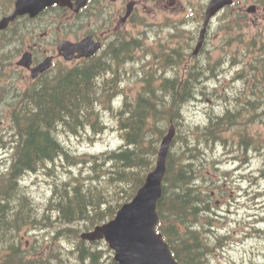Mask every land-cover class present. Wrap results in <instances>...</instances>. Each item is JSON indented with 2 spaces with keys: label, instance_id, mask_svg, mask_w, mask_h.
<instances>
[{
  "label": "trees",
  "instance_id": "16d2710c",
  "mask_svg": "<svg viewBox=\"0 0 264 264\" xmlns=\"http://www.w3.org/2000/svg\"><path fill=\"white\" fill-rule=\"evenodd\" d=\"M116 53L111 50L106 60L86 61L59 72L54 79L43 78L28 94V102L23 106L29 105V109H24L23 120L20 118L16 123L19 134L12 142L16 154L10 165L11 173L4 177L5 183L1 181L0 255L2 249H7L0 264H58L60 259L53 251H44L39 245L22 247L18 231L27 224L21 223L22 220H36L43 225L33 236L36 245L45 235L43 229L52 228L50 238L65 241L73 233L80 243L76 253L88 255L90 245L79 238V232L113 216L119 205L131 197L151 168L159 138L170 120L177 128L172 141V149L176 150L168 159V176L158 202L162 218L159 227L172 240V227L182 224L188 230L189 226L199 227L200 218L206 219L210 191L198 181H205L201 178L202 169L210 166L206 159L210 160L216 141L223 140V130L238 121L237 116L228 112L224 117L209 116V123L204 126L185 125L177 110L181 102H188L197 92L203 93L196 86L203 68H190L181 77H163L161 81L152 80L150 77L160 79L153 73L143 72L138 80L140 88L132 97L119 86L124 72L119 69ZM112 60H115L113 67ZM165 60L178 66L183 56L172 54ZM49 81L53 84L46 87ZM247 90L250 96L257 97L260 87L253 83ZM118 93L122 96L120 104L109 106L110 99ZM105 108L111 110L112 127L121 143L114 149L81 155L68 151L55 131L61 127L72 134H86L89 129L99 136L105 126ZM250 113L253 112H247ZM247 133L238 129L232 137L247 146ZM60 166L66 167L65 175L60 174ZM26 170L34 176H47L49 199L36 197L18 184L19 175ZM205 224L206 220L201 223ZM200 241L196 232L188 231L170 246L183 264H199Z\"/></svg>",
  "mask_w": 264,
  "mask_h": 264
},
{
  "label": "rangeland",
  "instance_id": "374dc122",
  "mask_svg": "<svg viewBox=\"0 0 264 264\" xmlns=\"http://www.w3.org/2000/svg\"><path fill=\"white\" fill-rule=\"evenodd\" d=\"M119 7H120L119 2H116V3L112 4V12L113 11H117L119 9ZM102 15H103V13L101 11H98V12L96 11L95 13H93V15L91 14V16H90L91 19H95L94 21H96V19H101L100 21L92 22L91 24L89 23V27L91 25L97 32H99V31H101L103 29H106L107 27H111V28H112V26L115 27V25L111 24V21L107 17H102ZM135 17L138 18V19H141V17L137 13V11L135 12ZM149 17H151L154 20L161 19V16L159 14H153V15H150ZM143 22L148 23L149 28L159 32L160 34L163 32V25H162L161 22H157V21H143ZM131 23H132V25L135 28L134 23L133 22H131ZM123 30H125V28ZM126 30H129V28L127 27ZM215 33L216 32H215V29H214V26H213L209 36L212 37V39L214 41H217V40L223 38V35L220 32H217V34H215ZM8 45L9 44H7L5 46H2L1 42H0V53ZM109 45L111 46L112 44H109ZM209 54L211 56V53H209ZM116 55L118 57V54H116ZM214 57H215V55H213V58ZM211 58H212V56H211ZM92 60L96 61L97 57H93ZM198 61L200 62V66H202V63L204 65V69L202 71V76H204V75L208 74L209 72L213 71L212 68L207 67L206 60H204L203 56H201ZM58 62H61V64H64L66 66H72L74 63H76L75 60L73 62H64V60H62V61L61 60H57L56 63H58ZM117 63H118V66H121L120 62H117ZM113 65H115V60H112L111 66L113 67ZM220 66L221 65H218L217 67H215V69L217 70L216 73L220 72V69H219ZM12 69L13 68H11L10 70H12ZM128 74H130V72H128ZM231 75H232V73H230V72L227 73V74H224V76H222V78H221V81H224L225 84L229 85L230 90H232V91L238 90L239 91V89L242 88L243 84H242V82L240 80L232 82L230 80L231 79ZM14 76L22 77L21 75H18L17 73H14ZM202 76H201L200 80L202 79ZM213 80L214 79H211L209 82H212ZM36 84H37V82H36ZM167 84L170 85V82L168 81ZM35 85L32 86V87L30 86L31 88L30 87H26L24 85V83L22 82V80H19V78L16 79V81L15 80L14 81H10V84H6V85L4 84V82L2 80H0V120H1L0 125L1 126H7V124H6L7 121L6 122L4 121L5 123L2 124V120L4 118V112H3L4 106H3L2 102L6 100L5 98H10V99H14L15 100V94L12 93L13 90L21 89L22 91H25V90H27L29 88L27 93L24 94V96H23V97H28V94L32 91V89L35 87ZM133 85H134L133 79H129L128 81L124 82V87H125L126 93H128L130 96H134V94H135V90L136 89L133 88ZM23 100H24V103L28 102L27 98H24ZM214 102L220 104L216 108H220L221 107V101L220 100H216ZM16 103L20 104V102L18 100L16 101ZM215 106H216V104H215ZM208 107L209 106H207L199 98H194V101H188V102H186L183 105L182 114L179 117H184L185 125H193L194 123L200 122L202 120V118H204L202 115L204 114V111ZM262 107H264V106H262ZM104 110H105L104 117L108 118L109 124H110V127H111L112 126V117L110 115L111 114V110H108L107 108H105ZM251 128H252L251 131L261 130V126L259 124H254L253 126H251ZM14 131L15 130H13V132ZM18 131H17V136L19 134ZM261 132L263 133L262 130H261ZM226 135L227 134H224L225 137H226ZM60 140L67 146V148L69 150H76L78 152H82L84 150H88V151L91 150V149H86V147H87L86 141L81 140L80 138H76V137H72V136L71 137H67L66 135L62 134L61 137H60ZM103 141L104 142H111V138L105 137L103 139ZM100 146H101V144L95 143V144L91 145V148L96 149V148H99ZM107 146L112 147L114 145L112 143H109ZM175 148H177V147H175ZM6 149H11V145L8 144L4 148V152L6 151ZM215 149H223V146H222L220 141H218L216 143ZM2 150H0L1 151L0 152V159L3 156L6 155V153L2 155V152H3ZM253 162H254V165H256V159L255 158H254ZM2 168H4V167H2ZM60 170H61V172L63 174V168H60ZM215 172L217 173L218 177L222 176V172L220 170H216ZM21 178H22V176L19 178V180ZM200 183L203 184L204 182L202 180H199L198 184L201 185ZM46 188H48V187H46V185L41 183V184H39L38 189L35 188V186H34L32 190L36 193V195L38 197L45 198L46 196H45L44 192L46 191L45 190ZM202 188L203 189H205V188L209 189V187H206V186H202ZM48 193H49V191H48ZM243 205H244L243 203L238 201V202H236L235 206L227 205L225 207V211L224 212L229 214L228 218H227L229 220V222H224V220L222 218L221 219H217L219 224L221 222H223L225 224H228V225L232 226L235 229L234 232H236V234H233L234 235L233 240H229L225 244V248L223 249V252H222L224 257L219 258V256L217 255L218 260H215V262L220 261L221 264H248L249 261L255 262V258L251 259V257L253 255L256 256L257 253L259 252V250L256 249V244H255L254 241L245 242V243H243L242 246H235V244H234L235 240H240V239L244 238L245 236H247L249 234V233H246L247 230L244 228L243 223H245V224L250 223L251 219L253 218V213H255V210L254 211H246V210H244V208L242 207ZM262 217H264V215ZM23 222H27V224L29 225L30 230L33 233L38 232L40 230V228L43 227L42 224L38 225L36 223V220H34L33 222H31L30 220H22L21 223H23ZM50 229H52V228H50ZM50 229L49 228H44L43 229L44 234L46 236H48V237L50 236V233H49ZM225 230H226V228L223 229V231H225ZM72 235L73 236H70L69 238H67V236H66L65 241H66L67 244L66 243L65 244H66V246L68 247V249L70 251L75 252V251L79 250L80 243H78V240H77V238L75 237V235L73 233H72ZM12 240H13V238H12ZM69 246H72L74 249L71 250L69 248ZM100 249H101V254L104 255V260L101 261V264H107V262L105 260L108 257L109 253L107 251H105L106 249L103 246V244L100 245ZM69 256L75 259L74 253H69ZM257 259H259V263H261L262 261L264 262V256L259 255ZM85 263L87 264L88 262H85Z\"/></svg>",
  "mask_w": 264,
  "mask_h": 264
},
{
  "label": "water",
  "instance_id": "95a60500",
  "mask_svg": "<svg viewBox=\"0 0 264 264\" xmlns=\"http://www.w3.org/2000/svg\"><path fill=\"white\" fill-rule=\"evenodd\" d=\"M172 136L171 128L162 140L155 168L147 174L132 201L117 212L114 220L83 234L88 239L103 237L115 251L119 264H177L161 235L155 232L158 221L155 206L161 194L167 147Z\"/></svg>",
  "mask_w": 264,
  "mask_h": 264
},
{
  "label": "flooded vegetation",
  "instance_id": "af4514ba",
  "mask_svg": "<svg viewBox=\"0 0 264 264\" xmlns=\"http://www.w3.org/2000/svg\"><path fill=\"white\" fill-rule=\"evenodd\" d=\"M168 1V0H167ZM207 0H189V3L193 6L196 7V5L199 6V8L201 7L202 4L206 3ZM235 3V8L233 9V11L235 12V9L241 13V15L245 18L250 19L251 15L255 16L256 20H260L261 18L264 19V0H233ZM13 3V1H12ZM174 0H170V4H173ZM12 5V4H11ZM229 4L225 5V7H227ZM250 6H253V9H250ZM192 11L193 9L190 8ZM197 16H200L199 13L198 14H194L192 16V20L195 24H197ZM62 23H66L68 22V17H62L61 18ZM33 52H32V59H33ZM33 63L36 62L35 60H32Z\"/></svg>",
  "mask_w": 264,
  "mask_h": 264
},
{
  "label": "bare ground",
  "instance_id": "6f19581e",
  "mask_svg": "<svg viewBox=\"0 0 264 264\" xmlns=\"http://www.w3.org/2000/svg\"><path fill=\"white\" fill-rule=\"evenodd\" d=\"M203 77V76H202ZM95 80H96V78L94 79V83H93V85H94V87H95ZM50 82V81H49ZM52 84H53V82H50V83H47V85H46V87H51L52 86ZM186 103V102H185ZM184 103V104H185ZM184 104H182V102H181V105L179 106V108H178V110H177V112H179V115L181 116V114H182V108H183V105ZM83 108V107H82ZM117 117H119V116H117ZM119 119V118H118ZM116 120H117V118H116ZM58 125V124H57ZM60 125V124H59ZM80 127V126H79ZM81 127H83V126H81ZM119 127V126H118ZM61 128V127H60ZM64 128V127H63ZM70 130V129H69ZM68 130V131H69ZM78 130V129H77ZM65 131H66V128H65ZM72 131V130H71ZM70 131V132H71ZM80 131H81V129H80ZM56 132V134L58 133V130L57 131H55ZM54 134V133H53ZM57 139V138H56ZM202 158V157H201ZM36 168V167H35ZM35 170V169H34ZM22 175H19V178L21 177ZM18 180V179H17ZM116 191V190H115ZM262 219L264 220V217H262ZM65 243H66V241H65ZM67 244V243H66ZM69 248L71 249V250H73L74 248L72 247V246H69ZM96 256H98V253L96 254ZM11 259H12V257H11Z\"/></svg>",
  "mask_w": 264,
  "mask_h": 264
}]
</instances>
